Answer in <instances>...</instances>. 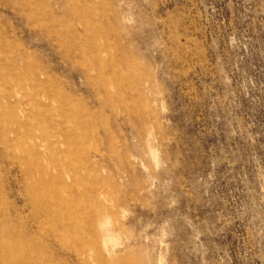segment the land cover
Returning <instances> with one entry per match:
<instances>
[{"label": "rangeland", "instance_id": "1", "mask_svg": "<svg viewBox=\"0 0 264 264\" xmlns=\"http://www.w3.org/2000/svg\"><path fill=\"white\" fill-rule=\"evenodd\" d=\"M0 264H264V0H0Z\"/></svg>", "mask_w": 264, "mask_h": 264}, {"label": "bare ground", "instance_id": "2", "mask_svg": "<svg viewBox=\"0 0 264 264\" xmlns=\"http://www.w3.org/2000/svg\"><path fill=\"white\" fill-rule=\"evenodd\" d=\"M20 148V147H19ZM32 154V153H31ZM66 200V197L64 198ZM40 202V201H39ZM64 202V201H63ZM31 204L33 205V207H35V203L34 202H31ZM50 224V223H49ZM55 224V223H54ZM14 255L15 256H21V257H24V256H27L29 255L30 256V251L28 249H16L15 251H13ZM100 260H102V257L101 255H96Z\"/></svg>", "mask_w": 264, "mask_h": 264}]
</instances>
